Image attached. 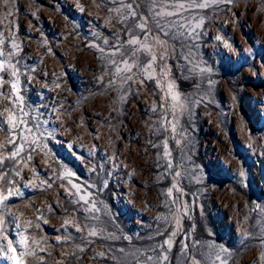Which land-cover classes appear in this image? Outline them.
Returning a JSON list of instances; mask_svg holds the SVG:
<instances>
[{
  "label": "rangeland",
  "instance_id": "374dc122",
  "mask_svg": "<svg viewBox=\"0 0 264 264\" xmlns=\"http://www.w3.org/2000/svg\"><path fill=\"white\" fill-rule=\"evenodd\" d=\"M128 3L0 0V264H264V0Z\"/></svg>",
  "mask_w": 264,
  "mask_h": 264
},
{
  "label": "snow or ice",
  "instance_id": "6c2138e0",
  "mask_svg": "<svg viewBox=\"0 0 264 264\" xmlns=\"http://www.w3.org/2000/svg\"><path fill=\"white\" fill-rule=\"evenodd\" d=\"M152 2L155 3L156 0H152ZM131 6H132V3H131V0H129V3H128V5H126V7L131 8ZM191 6H193V7L205 8V7H208L209 5H208L207 3H196V0H193V3H192ZM184 7H185V5H184L183 3H179L178 8H177V13L179 12L180 9H183ZM156 14H157V15H160V16H164V15H173V14H176V13H173V12H158V13H156ZM130 15H132L133 17H135V16H136L135 11H132V12L130 13ZM139 27H140L142 30H145V29L147 28V25H146V23H143V22H142V23L139 25ZM130 43H131L132 45H137L138 41H137L136 39H133V40L130 41ZM120 71H131V67L128 66V67H126L125 69L117 68V72L119 73ZM170 88H171V86H170ZM172 99H173V100H179V96L176 95L175 93H172ZM15 155H16V153H13V154H12V157L14 158ZM10 193H11V190H9V194H10ZM7 199H8L7 196H3V198L0 199V203H3V200H7ZM81 199H84V197H81ZM91 235H95V233L93 232V233H91ZM10 243H11V241H10ZM13 250H15V249H13Z\"/></svg>",
  "mask_w": 264,
  "mask_h": 264
}]
</instances>
